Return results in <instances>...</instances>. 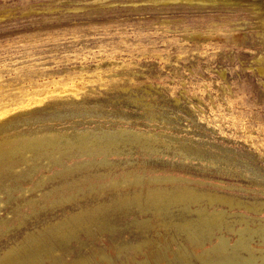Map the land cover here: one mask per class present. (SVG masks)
I'll return each instance as SVG.
<instances>
[{
    "label": "rangeland",
    "instance_id": "374dc122",
    "mask_svg": "<svg viewBox=\"0 0 264 264\" xmlns=\"http://www.w3.org/2000/svg\"><path fill=\"white\" fill-rule=\"evenodd\" d=\"M130 1L0 0V264H264V0Z\"/></svg>",
    "mask_w": 264,
    "mask_h": 264
},
{
    "label": "bare ground",
    "instance_id": "6f19581e",
    "mask_svg": "<svg viewBox=\"0 0 264 264\" xmlns=\"http://www.w3.org/2000/svg\"><path fill=\"white\" fill-rule=\"evenodd\" d=\"M83 1V0H82ZM85 1H88V0H85ZM93 3H102V2H108V3H115L117 2V0H92ZM97 1V2H95ZM134 1V0H133ZM133 1H130L131 3H133ZM137 1H140V0H137ZM142 1H145V0H141L140 2ZM162 1H165V0H149V1H145L142 2V7L141 9H148L150 6H153L158 4V3H161ZM169 1H175V0H169ZM176 1H182V0H176ZM189 3H198L200 5H205V6H208V4H211V5H219V4H228V5H232V6H237L238 5V2L240 1H243V0H187ZM147 2V3H146ZM166 3V2H165ZM136 4V3H135ZM162 4V3H161ZM212 7V6H211ZM214 16V15H213ZM152 19H155L154 16H148V17H142L138 19L137 23L138 24H145L146 26H150V23H151V20ZM153 21V20H152ZM190 21V20H189ZM142 22V23H140ZM152 37H156V36H149V39H151ZM157 38H159L157 36ZM155 39V38H154ZM153 39V40H154ZM152 40V39H151ZM157 40V39H156ZM149 41V40H147ZM158 41V40H157ZM154 40V42H157Z\"/></svg>",
    "mask_w": 264,
    "mask_h": 264
}]
</instances>
